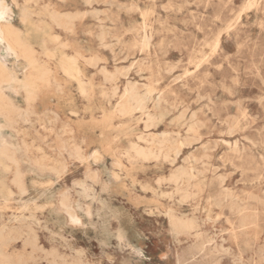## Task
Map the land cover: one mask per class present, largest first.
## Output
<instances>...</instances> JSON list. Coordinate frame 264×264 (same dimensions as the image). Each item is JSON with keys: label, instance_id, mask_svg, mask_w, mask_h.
Instances as JSON below:
<instances>
[{"label": "rangeland", "instance_id": "1", "mask_svg": "<svg viewBox=\"0 0 264 264\" xmlns=\"http://www.w3.org/2000/svg\"><path fill=\"white\" fill-rule=\"evenodd\" d=\"M5 1L0 22L21 30L20 8L32 11L50 69L35 100L6 89L15 109L0 112L15 155L0 157L6 264H264V0ZM62 56L78 60L86 93ZM115 86L159 96L147 125L115 111ZM134 143L155 156L136 158Z\"/></svg>", "mask_w": 264, "mask_h": 264}, {"label": "bare ground", "instance_id": "2", "mask_svg": "<svg viewBox=\"0 0 264 264\" xmlns=\"http://www.w3.org/2000/svg\"><path fill=\"white\" fill-rule=\"evenodd\" d=\"M0 2L6 3L5 0H0ZM7 6H8L7 10H9V11L6 10L7 11L6 14H8V12H9V15L11 16L12 10L8 4H7ZM3 9H5V8H3ZM242 12H243V10H242ZM19 13H20V16H19L20 20L25 26L24 30H21L18 27H16L15 25H13L11 23V21H6L5 20L6 18L4 19L6 22H4V21L0 22V44L2 45V48L0 46V112H3L5 114H7L8 116H11V114L14 112L15 106H14L13 102L11 101V99L8 97V95L6 93V89L11 90V92H15V93L21 92L24 95V97L28 103L29 101H33L38 97V95L41 93V89L49 82V78H50L49 67L44 63H40L36 59L35 50L33 48V43L35 42V40H38L40 43L43 44V41H42L43 39H41V37H42L41 31L43 30V28L38 26V25H34V23L32 22V16H31L32 11L30 10V8L27 5H23L20 8ZM49 16H50L51 20L57 25L65 26L68 23V20L61 18L56 13H51ZM8 20H9V17H8ZM72 20H74V19H72ZM244 21H246V20H244ZM144 34H145V32H144ZM42 48H43V53L45 55H47V56L54 55L49 49H47L43 45H42ZM8 56H13L15 59H17L20 62L19 65H21V69H22V72H21L22 77L21 78L18 77L16 70L9 68L8 65L6 64L5 59ZM77 61L78 60L76 58H67V57L62 56L59 59L58 67L60 68V70L65 75H67V76H69L72 79L77 81L78 86H79V90L81 93H86L87 89L84 85H82L83 73H82ZM128 66H129V64H128ZM174 67L176 68V66H174ZM126 74H127V72H126ZM210 82H211V80H210ZM135 84H136V82H135ZM152 91H153V89L151 87L146 86L143 93L137 92L135 87L125 88L121 93H118L117 87L115 86L113 89V93L117 94L121 100V102L119 103V106L115 109V111L121 115H129V116H132L135 111H138L139 112L138 119H141L147 125V123L152 118V114L149 111L148 106H146L145 102L148 99H152V100H154L153 106H156L158 103V100H159V96L156 98H151ZM207 98L208 97H206V99ZM131 100H133L135 102L134 105L130 103ZM121 128H122V126H121ZM239 137H241V136H239ZM141 139H143L146 143H149L150 145L152 144L153 139L151 140L148 137H144V136L141 137ZM7 141H8L7 135L0 132V157H3V158L10 160V161H15L14 153L5 145L7 143ZM131 149L133 151L134 156L138 159L146 160V159H149V158L155 156V153L153 152L151 147H144L142 145L134 143L131 145ZM100 156H101V153H100V150L98 148L93 149L89 154V158L92 161L98 160L100 158ZM187 174H188V172L184 171V170H181V171L176 172V173H172L170 175V180L173 182H178ZM95 175H96V173H95ZM16 183L18 185H20V177H19L18 173L16 176ZM1 188H3V187H1ZM1 204H4V203H1ZM25 211H26V209H25ZM52 211H53V209H52ZM67 212L69 214V218L72 221H78V218L74 213H72L68 210H67ZM83 212H85V211H83ZM171 223L174 226V228H176L179 231H188V230L193 228V222L190 219L177 218L176 217V218H173L171 220ZM17 236L19 237V235H17ZM6 237H7V233L1 228L0 229V246L3 244V241L5 240ZM8 261H9L8 257L5 256L4 253L0 251V264H6Z\"/></svg>", "mask_w": 264, "mask_h": 264}]
</instances>
